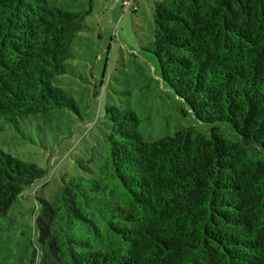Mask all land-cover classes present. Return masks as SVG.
Listing matches in <instances>:
<instances>
[{
	"label": "trees",
	"instance_id": "16d2710c",
	"mask_svg": "<svg viewBox=\"0 0 264 264\" xmlns=\"http://www.w3.org/2000/svg\"><path fill=\"white\" fill-rule=\"evenodd\" d=\"M87 4L0 0V122L22 137L32 118L78 114L54 83L69 72ZM152 5L142 49L211 129L147 142L133 110L106 104L104 155L94 170L80 162L91 176L61 179L50 200L34 197L31 264H264V0ZM46 176L0 149V221Z\"/></svg>",
	"mask_w": 264,
	"mask_h": 264
},
{
	"label": "rangeland",
	"instance_id": "374dc122",
	"mask_svg": "<svg viewBox=\"0 0 264 264\" xmlns=\"http://www.w3.org/2000/svg\"><path fill=\"white\" fill-rule=\"evenodd\" d=\"M48 1L69 11L88 5V0ZM122 1L91 0L84 28L71 42L73 58L66 62L69 72L54 83L74 99L78 114L63 109L32 118L23 137L0 122V149L47 172L46 178L24 190L11 205L7 220L0 221L6 229L0 234V264H31L36 238L34 197L52 199L61 179L89 178L80 162L91 170L99 164L109 131L103 112L106 104L133 110L140 121L139 133L147 142L185 127L202 134L211 129L191 116L161 82L156 59L142 49L153 31L152 3L162 0H126L128 7Z\"/></svg>",
	"mask_w": 264,
	"mask_h": 264
},
{
	"label": "built area",
	"instance_id": "2783aa9c",
	"mask_svg": "<svg viewBox=\"0 0 264 264\" xmlns=\"http://www.w3.org/2000/svg\"><path fill=\"white\" fill-rule=\"evenodd\" d=\"M122 6H123V7H128V6H129V2H128V1H126V0H123V1H122ZM132 9H134V10H135V8H134V7H132Z\"/></svg>",
	"mask_w": 264,
	"mask_h": 264
}]
</instances>
